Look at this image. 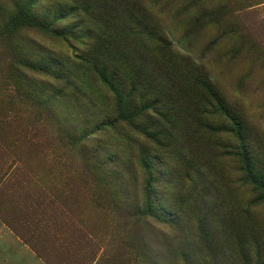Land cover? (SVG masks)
Wrapping results in <instances>:
<instances>
[{"label": "rangeland", "instance_id": "rangeland-1", "mask_svg": "<svg viewBox=\"0 0 264 264\" xmlns=\"http://www.w3.org/2000/svg\"><path fill=\"white\" fill-rule=\"evenodd\" d=\"M247 164L264 0H0V264H264Z\"/></svg>", "mask_w": 264, "mask_h": 264}, {"label": "trees", "instance_id": "trees-1", "mask_svg": "<svg viewBox=\"0 0 264 264\" xmlns=\"http://www.w3.org/2000/svg\"><path fill=\"white\" fill-rule=\"evenodd\" d=\"M30 22L36 24L38 27L40 28H46L51 26L53 23L52 22H47L45 18H41V19H37L36 17H33L31 15V18L29 19ZM222 104V103H221ZM222 108L224 109V113L229 114V110L227 108H225L224 106H222ZM248 166V164H247ZM245 172L248 175V177L252 178L253 182L255 184H257L258 186L263 188L264 191V180L262 178H260L259 176L256 175L255 172H253V170L248 166L245 167Z\"/></svg>", "mask_w": 264, "mask_h": 264}]
</instances>
